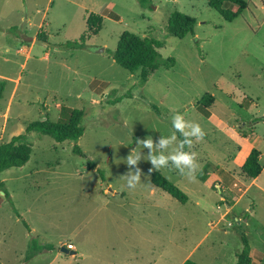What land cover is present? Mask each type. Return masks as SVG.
<instances>
[{
	"label": "rangeland",
	"instance_id": "374dc122",
	"mask_svg": "<svg viewBox=\"0 0 264 264\" xmlns=\"http://www.w3.org/2000/svg\"><path fill=\"white\" fill-rule=\"evenodd\" d=\"M245 1L247 8L228 22L208 0H147L145 6L139 0H0V142L46 115L58 121L61 105L85 113L76 142L33 131L30 160L2 172L11 199L0 191L3 264H47L55 255L54 264H74L61 251L69 242L86 253L80 264L95 258L108 264L113 257L123 264L132 237L144 252L143 264H236L242 233L253 264H264V156L257 182L237 163L249 149L242 137L256 140L264 155V0ZM225 7L236 9L229 2ZM175 10L196 20L195 36L168 34ZM126 30L163 41L160 52L176 59L174 67L160 68L144 82L139 71L118 65L112 53ZM41 31L48 42L38 39ZM82 37L85 45H76ZM205 94L214 96L209 106L200 103ZM174 113L204 132L189 146L197 154L195 179L171 163L155 170L149 149L139 145L151 137L155 147L161 136L176 132ZM76 144L83 155L74 153ZM179 145L177 137L165 154ZM134 149L141 159L130 166ZM90 160L95 169H87ZM137 169L140 182L129 188L124 176ZM153 171L188 201L152 185ZM205 173L206 184L200 180ZM105 187L118 193L109 191L108 203L101 195ZM13 206L31 234L54 250L25 262L31 234Z\"/></svg>",
	"mask_w": 264,
	"mask_h": 264
},
{
	"label": "trees",
	"instance_id": "16d2710c",
	"mask_svg": "<svg viewBox=\"0 0 264 264\" xmlns=\"http://www.w3.org/2000/svg\"><path fill=\"white\" fill-rule=\"evenodd\" d=\"M142 6H145L147 0H139ZM231 3L236 6V9L226 8V3ZM210 7L217 10L223 18L230 22L238 15H240L246 8L247 2L245 0H208ZM195 24L196 20L179 11H173L167 21V32L169 35H173L179 39L185 38L187 35L195 36ZM38 39L43 42H48L46 33L41 31L38 34ZM82 43L76 45L84 46L82 37ZM165 45L161 40L152 36L141 37L138 34L131 31H123L120 35L117 43L116 50L112 53L114 61L122 68L134 73L139 71L141 78L144 82L160 68L170 69L176 64V59L173 57L165 58L162 56L160 49ZM3 87L0 84V98L2 96ZM214 100V96L211 94H205L200 103L202 106H209ZM84 116L85 113L81 109L70 108L65 105H61V115L58 121H51L46 115L44 119H38L30 122L27 125L24 134L13 136L7 142H0V191L4 192V195L11 201L10 194L5 189V183L1 178L3 171L10 168H19L26 165L30 160L32 154V144L28 141L29 133L36 131L43 135L52 137L57 142H64L67 140L77 141L84 133ZM177 137L180 141L185 139L192 140L191 136L185 137L182 133L176 131ZM184 151H189V145L184 144ZM74 153L83 155L82 150L76 144L74 147ZM261 155L257 148H252L246 157L243 165L241 166L242 174L249 180H254L262 172V164L260 163ZM96 164L91 160L87 164V169H95ZM102 180L105 182L104 173L98 169ZM200 180L207 183V174L200 175ZM151 182L158 189L168 193L174 199L180 203H186L188 196L177 185L169 181L159 171H153L151 173ZM213 186V184H212ZM13 211L17 217H19L25 225L28 232L31 234V228L25 219L21 216L16 207L13 206ZM243 247L240 252L237 253L236 264H253L251 257V247L248 242L246 234L242 233L241 236ZM55 247L50 243L39 242L34 235L31 234V239L28 243V248L24 255L25 262L30 261L38 254L45 251H52ZM0 264H3L0 261ZM182 264H199L192 259H186Z\"/></svg>",
	"mask_w": 264,
	"mask_h": 264
},
{
	"label": "clouds",
	"instance_id": "9594fccd",
	"mask_svg": "<svg viewBox=\"0 0 264 264\" xmlns=\"http://www.w3.org/2000/svg\"><path fill=\"white\" fill-rule=\"evenodd\" d=\"M172 128L180 133H182L186 138L191 136L196 139H203L204 132L199 123H190L185 120L184 116L180 113H174L171 117ZM190 127V131H186V128ZM176 132L174 131L170 137L161 136L154 147V142L151 137H148L142 141H139V145L149 149L147 154L148 159L154 166L155 170L168 167L171 163L179 170L181 174L187 175L190 179H195V173L199 168V165L194 163L197 154L195 152L182 150L184 144L192 145V140L185 139L180 143L178 147L168 154H165V150L173 145L176 141ZM137 149V148H136ZM132 150L131 154L127 157V164L130 166L137 165V162L141 159L140 150ZM164 150L154 154L157 150ZM185 169H188L185 172ZM129 188H134L137 183L140 182V171L137 169L135 172L129 171L127 175L124 176Z\"/></svg>",
	"mask_w": 264,
	"mask_h": 264
},
{
	"label": "crops",
	"instance_id": "0c3cea01",
	"mask_svg": "<svg viewBox=\"0 0 264 264\" xmlns=\"http://www.w3.org/2000/svg\"><path fill=\"white\" fill-rule=\"evenodd\" d=\"M255 138V137H254ZM240 139H242V141L244 142V141H246V140H248L249 142H247L246 143V145L247 144H249V149H248V151H247V153H246V155H244V157L242 156V153H241V155H240V157H239V159H238V162L237 163H239V165H240V167L243 165V163H244V161H245V159H246V157L248 156V154H249V152H250V150L252 149V148H257L258 150H259V152H260V155H261V159H262V157L264 156L263 155V152H262V150L260 149V147H257V145H256V140H254V141H252L253 139H250V138H240ZM250 141H252V143L250 142ZM245 145V144H244ZM242 147H243V145H242ZM242 149V148H241ZM260 176V175H259ZM258 178L259 177H257L256 179H254L253 181L254 182H257L258 181ZM153 185V184H152ZM102 189V188H101ZM109 191H111L112 192V190H109V189H107L106 187L105 188H103L102 189V191H101V195H103V201H104V203H108L109 201H110V198H109V196H108V193H109ZM112 194L113 195H118V193L117 192H112ZM11 197H12V195H11ZM0 210H1V205H0ZM22 216V215H21ZM128 225H129V227H132V228H134V226H133V222L132 221H128ZM31 232H32V230H31ZM133 239H132V242L133 243H130V246H131V250H130V253L129 254H126V256H125V258H124V260H123V264H143V260H144V252L143 251H141V250H139L138 249V245H134L135 244V242L133 241V240H135L134 239V237H132ZM130 242V241H129ZM137 243V242H136ZM69 244H72L73 246H74V251H76V252H79V251H81V253L77 256V257H73V256H71L74 260H73V263L74 264H80V262L82 261L83 262V260L86 258V253H84V251H83V249H81L80 247H79V245L77 244H75L74 242H69ZM68 246V245H67ZM65 248H67L68 249V247H65ZM113 248V247H112ZM58 257V255H55L54 256V258L51 260V262H48L47 264H54V262H55V260H56V258ZM88 257H90V255L88 256ZM118 258L119 257H113V258H110L109 260H108V264H116V261L118 262ZM76 259H78V260H76ZM93 261H95V262H90V263H88V264H97L98 262H101V260L100 259H94ZM96 261H97V263H96ZM183 263V262H182ZM181 263V264H182Z\"/></svg>",
	"mask_w": 264,
	"mask_h": 264
},
{
	"label": "water",
	"instance_id": "95a60500",
	"mask_svg": "<svg viewBox=\"0 0 264 264\" xmlns=\"http://www.w3.org/2000/svg\"><path fill=\"white\" fill-rule=\"evenodd\" d=\"M110 190H111V189H110ZM61 251L64 252L65 254L69 255V256H74V255L77 254L76 251H74V250H69V249H67V248H65V247H62V248H61Z\"/></svg>",
	"mask_w": 264,
	"mask_h": 264
},
{
	"label": "built area",
	"instance_id": "2783aa9c",
	"mask_svg": "<svg viewBox=\"0 0 264 264\" xmlns=\"http://www.w3.org/2000/svg\"><path fill=\"white\" fill-rule=\"evenodd\" d=\"M67 247H68L69 250H74V246L72 244H68Z\"/></svg>",
	"mask_w": 264,
	"mask_h": 264
}]
</instances>
